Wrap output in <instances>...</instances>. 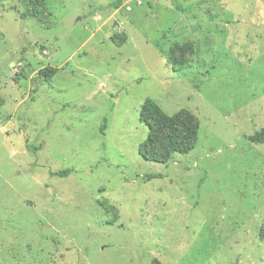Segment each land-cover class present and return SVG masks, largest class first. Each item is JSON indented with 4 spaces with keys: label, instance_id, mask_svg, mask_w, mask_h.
<instances>
[{
    "label": "rangeland",
    "instance_id": "rangeland-1",
    "mask_svg": "<svg viewBox=\"0 0 264 264\" xmlns=\"http://www.w3.org/2000/svg\"><path fill=\"white\" fill-rule=\"evenodd\" d=\"M117 1L0 0V264H264V0ZM147 98L190 152L139 155Z\"/></svg>",
    "mask_w": 264,
    "mask_h": 264
},
{
    "label": "trees",
    "instance_id": "trees-1",
    "mask_svg": "<svg viewBox=\"0 0 264 264\" xmlns=\"http://www.w3.org/2000/svg\"><path fill=\"white\" fill-rule=\"evenodd\" d=\"M121 4L118 0L113 4L117 9ZM51 13L47 10L45 0H29L27 10L22 11L19 15L21 20L33 19L39 23L42 28L51 27ZM110 41L121 46L126 41L125 35L114 34ZM46 54H51L54 49L50 46H42ZM33 68L27 66L17 72L13 78L15 82L28 80L30 91L35 90L36 79L31 77ZM58 69L47 66L39 70L38 75L46 83L50 82L56 75ZM139 120L148 127L146 139L140 144L139 155L150 162L164 164L172 154H186L190 152L199 133V123L196 118L189 112H180L174 115H167L160 106L152 99H145L139 112ZM250 143L255 145L264 144V127L248 137ZM68 171H61L52 174V176L67 177ZM160 178L158 175L146 176L145 180ZM260 241L264 244V220L259 234ZM150 264H161L158 260H151Z\"/></svg>",
    "mask_w": 264,
    "mask_h": 264
},
{
    "label": "built area",
    "instance_id": "built-area-1",
    "mask_svg": "<svg viewBox=\"0 0 264 264\" xmlns=\"http://www.w3.org/2000/svg\"><path fill=\"white\" fill-rule=\"evenodd\" d=\"M137 1V5H141V1L140 0H136Z\"/></svg>",
    "mask_w": 264,
    "mask_h": 264
},
{
    "label": "water",
    "instance_id": "water-1",
    "mask_svg": "<svg viewBox=\"0 0 264 264\" xmlns=\"http://www.w3.org/2000/svg\"><path fill=\"white\" fill-rule=\"evenodd\" d=\"M17 13H19V12H17Z\"/></svg>",
    "mask_w": 264,
    "mask_h": 264
}]
</instances>
